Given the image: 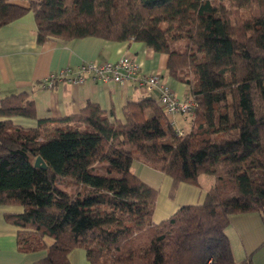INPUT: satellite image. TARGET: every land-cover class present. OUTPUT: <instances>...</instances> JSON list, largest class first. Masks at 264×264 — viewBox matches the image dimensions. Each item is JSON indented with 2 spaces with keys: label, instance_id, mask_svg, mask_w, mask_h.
Masks as SVG:
<instances>
[{
  "label": "trees",
  "instance_id": "16d2710c",
  "mask_svg": "<svg viewBox=\"0 0 264 264\" xmlns=\"http://www.w3.org/2000/svg\"><path fill=\"white\" fill-rule=\"evenodd\" d=\"M24 1L0 0V27L32 12L40 43L144 42L168 55V73L197 105L183 136L152 95L129 100L123 118L89 101L36 126L13 119L37 118L30 93L3 96L0 204L22 208L5 213L18 249L45 251L35 264H72L76 247L91 264H236L230 215L264 210V0ZM38 155L48 168L35 166ZM135 160L172 176L174 188L202 174L214 183L202 202L155 222L158 189Z\"/></svg>",
  "mask_w": 264,
  "mask_h": 264
},
{
  "label": "crops",
  "instance_id": "0c3cea01",
  "mask_svg": "<svg viewBox=\"0 0 264 264\" xmlns=\"http://www.w3.org/2000/svg\"><path fill=\"white\" fill-rule=\"evenodd\" d=\"M28 6L24 0H10ZM132 54L141 64L143 73H158L168 83L177 96L189 98V86L173 78L167 71L168 55L157 52L144 42L136 40L113 41L96 36H86L72 40L54 37L40 43L37 24L32 12L0 27V100L3 96L26 91L34 98L37 118L14 117V121L24 126H36L38 118L62 117L78 113L89 101L99 103L112 118H123V108L131 99L149 95L138 86L135 79L125 83L106 82L94 79L85 73L81 83H73L69 77L75 75L76 67L85 61H116L124 54ZM69 71L55 80L53 87H43L42 82L52 73L63 69ZM177 128L189 131L192 116H169ZM134 172L145 182L158 189L156 207L153 214L159 222L174 213L183 204L200 203L214 177L202 174L198 184L180 182L174 188L173 178L166 172L154 168L140 160L132 166ZM22 211L21 206L0 204V264H35L45 255V251L22 252L18 249L19 227L7 221L5 213ZM236 264H244L248 259L252 264H264V210L263 212H243L230 215L226 228ZM48 244L54 239L45 236ZM69 258L72 264H91L86 248L76 247Z\"/></svg>",
  "mask_w": 264,
  "mask_h": 264
},
{
  "label": "built area",
  "instance_id": "2783aa9c",
  "mask_svg": "<svg viewBox=\"0 0 264 264\" xmlns=\"http://www.w3.org/2000/svg\"><path fill=\"white\" fill-rule=\"evenodd\" d=\"M63 69L59 73H52L46 78L43 87H53L55 80L69 71ZM76 74L69 77L73 83H81L85 79V73L92 74L94 79H102L106 82L118 81L125 83L130 79H135L138 86L144 88L149 95L155 97L168 116L190 115L193 116L196 108V100L189 98H180L173 88L164 81L160 74L143 73L141 64L130 53L124 54L116 61H85L79 64L75 69ZM172 122L175 123L173 119ZM180 135L185 136L188 131L184 128H177Z\"/></svg>",
  "mask_w": 264,
  "mask_h": 264
},
{
  "label": "water",
  "instance_id": "95a60500",
  "mask_svg": "<svg viewBox=\"0 0 264 264\" xmlns=\"http://www.w3.org/2000/svg\"><path fill=\"white\" fill-rule=\"evenodd\" d=\"M34 164H35V166H37V167L48 168V164H47L46 161L42 158L41 155H38V156L36 157Z\"/></svg>",
  "mask_w": 264,
  "mask_h": 264
},
{
  "label": "rangeland",
  "instance_id": "374dc122",
  "mask_svg": "<svg viewBox=\"0 0 264 264\" xmlns=\"http://www.w3.org/2000/svg\"><path fill=\"white\" fill-rule=\"evenodd\" d=\"M189 116H190V115H189ZM176 127H177V126H176ZM129 148H133V147H132V146H129ZM97 167H98V169H99L101 172H103V169H102L103 166H102L101 164L98 165ZM59 181H61V182H60V185H61V186H64V184L67 182L66 179H65V180H62V178L59 179Z\"/></svg>",
  "mask_w": 264,
  "mask_h": 264
}]
</instances>
